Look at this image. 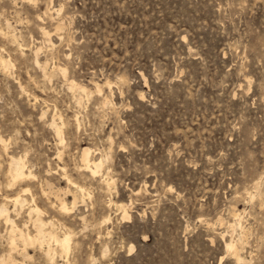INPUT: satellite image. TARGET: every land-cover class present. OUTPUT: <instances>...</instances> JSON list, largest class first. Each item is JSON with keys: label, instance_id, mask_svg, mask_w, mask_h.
<instances>
[{"label": "rangeland", "instance_id": "rangeland-1", "mask_svg": "<svg viewBox=\"0 0 264 264\" xmlns=\"http://www.w3.org/2000/svg\"><path fill=\"white\" fill-rule=\"evenodd\" d=\"M0 138V208L72 236L0 217V264H264V0H0Z\"/></svg>", "mask_w": 264, "mask_h": 264}, {"label": "bare ground", "instance_id": "bare-ground-1", "mask_svg": "<svg viewBox=\"0 0 264 264\" xmlns=\"http://www.w3.org/2000/svg\"><path fill=\"white\" fill-rule=\"evenodd\" d=\"M45 34L46 36L49 34L48 32L45 31ZM50 35V34H49ZM48 35V36H49ZM44 36V35H43ZM45 37V36H44ZM14 38V37H13ZM48 38V37H47ZM12 39V38H11ZM15 40V39H14ZM13 41V40H12ZM17 43V42H16ZM3 62V61H2ZM5 64V62H3ZM6 65V64H5ZM45 70V69H44ZM43 70V71H44ZM47 71V70H46ZM44 71V72H46ZM47 74V73H46ZM74 88H79L81 89L80 91H83L84 92H87L85 88H82V87H78L77 85H74L72 83V86H71V89ZM99 88V87H98ZM79 91V92H80ZM100 91H101V88H100ZM83 95V94H82ZM86 95V94H84ZM56 116V115H55ZM54 117V116H53ZM57 117V116H56ZM54 117V118H56ZM53 118V120H54ZM57 119V118H56ZM55 121V120H54ZM52 121V122H54ZM57 124V123H56ZM55 124V125H56ZM54 125V124H53ZM52 126V125H51ZM57 127L54 126V128ZM56 129V128H55ZM58 131V134L61 133V129L59 127V129H57ZM56 131V130H55ZM57 134V135H58ZM58 137V136H57ZM60 139H62L60 137ZM62 141V140H60ZM0 144L4 147V149L7 151L8 149V144L6 143V141H4L3 139L0 138ZM4 152V151H3ZM91 150L90 149H83V152H82V163L84 165V167L87 169V170H90L92 171L94 174L100 172L101 168H102V165H103V162L102 161H98L94 158L91 157ZM9 157V156H8ZM11 158V162H10V169H9V173L11 175V178H12V185H15L16 183H19V182H23L25 180H30V179H33L35 177V175L32 173V172H27V164H26V160L24 157H10ZM9 162V161H8ZM82 165V166H83ZM83 167V168H84ZM85 169V170H86ZM29 170V169H28ZM8 171V170H7ZM66 174V173H65ZM67 175V174H66ZM93 175V174H92ZM98 175V174H97ZM9 176V175H7ZM65 176V175H64ZM96 177V176H95ZM65 178V177H64ZM70 179V178H69ZM109 179V178H108ZM111 179V178H110ZM66 180H68L67 176H66ZM9 182V181H8ZM73 183V182H72ZM104 183V182H103ZM106 183H107V180H106ZM108 184V183H107ZM112 184V183H110ZM9 186V184H8ZM257 186V185H256ZM12 187V186H11ZM109 187V186H108ZM13 188V187H12ZM76 189L78 191H82V192H85L81 187L79 186H76ZM257 189V188H256ZM20 192V191H19ZM18 192V193H19ZM30 192V189L26 188L23 189L19 194H17L15 197L13 196V198H8L7 196V202H10L13 204V206L15 207L14 208V214L15 212H19L20 209L21 210H24V208H26V205L29 206V203H28V200L25 198V196ZM46 193V192H45ZM83 194V193H82ZM258 194V193H257ZM260 194V193H259ZM77 195V194H76ZM4 196V195H3ZM44 196V194H43ZM48 196V195H47ZM5 197V196H4ZM5 197V198H6ZM76 199V198H75ZM253 199V198H252ZM2 200V199H1ZM62 202V209L64 210H67L69 211L68 207H67V204H66V201L65 200H61ZM32 204V203H31ZM123 205V204H122ZM57 207V206H56ZM117 207V206H116ZM123 207V206H122ZM13 208V207H12ZM120 208V207H118ZM55 209V207H54ZM123 210V208H121ZM13 210V209H12ZM120 210V209H119ZM237 210V209H236ZM13 212V211H12ZM9 209V206H7V204H3L0 208V217L4 218V222L7 223V224H11V230H10V234H11V247L14 251L15 250H18L17 248H19L18 246V243L17 242H21L23 243V253L21 252V254H23V256H25L23 258V256L21 255V257L23 259H25L27 256V258L29 259L31 255H29L27 253L28 249L26 250V248L29 246V245H35V244H40V246H44L45 242H49V246H51V243H54L56 244L57 246H59V249H61V252H62V256H65V258H67L70 254V251H71V241H72V236L71 234H66L65 236L63 237H60L58 236L53 230L51 232H49V230L47 231L46 230V227L48 225H51L52 223H47L43 220V215H41L43 213V211H41V209L37 206L36 204V200L33 201V205H31L29 207V213L27 212L26 215L30 216V219L32 220V222L34 223V227H35V230H36V235L33 236L32 235V231L30 232L27 227V229H25L27 226V224L29 225L31 220H27L29 221L30 223H27L26 225H22L24 226V229H22V227L20 228L15 220H13V218L10 216V214L12 213ZM23 213V212H22ZM126 213V212H125ZM238 213V212H237ZM13 215V214H12ZM128 215V214H127ZM19 216V214H18ZM17 216V217H18ZM42 216V217H41ZM126 216V215H125ZM15 217V216H14ZM24 217V216H23ZM26 217V216H25ZM238 217V216H237ZM236 217V218H237ZM235 218V217H233ZM240 218V217H239ZM17 220V219H16ZM23 221V220H22ZM239 221V220H238ZM237 221V222H238ZM3 222V220H2ZM234 222V221H233ZM25 223V222H24ZM23 224V223H22ZM239 227V225H236ZM7 228V226H5ZM237 227V228H238ZM242 227V226H241ZM30 228V227H29ZM34 230V229H33ZM9 231V230H8ZM242 244V243H241ZM20 245V244H19ZM35 245V246H37ZM53 245V244H52ZM39 246V245H38ZM228 249L231 251V253H233V255L238 258L239 260H243V258H241L242 256H240V253L238 251V248L237 246L231 242L229 243L228 245ZM49 248H46V249H49L47 250V253L45 252V256L46 254L48 255V258L51 259L53 258L55 255H54V251H51V249ZM61 247V248H60ZM9 248V247H8ZM37 248V247H36ZM55 248L57 247H54V250ZM40 249V248H39ZM11 250V249H10ZM22 250V249H21ZM43 249H41L42 251ZM45 251V250H44ZM43 251V252H44ZM228 251V250H227ZM241 251V250H240ZM18 252V251H16ZM20 253V252H19ZM15 254V253H14ZM57 254V253H55ZM61 254V253H60ZM230 254V253H228ZM16 255V254H15ZM14 255V256H15ZM18 255V254H17ZM19 255V256H20ZM232 255V254H231ZM14 256L12 255V253L9 255V256H3L2 260H1V264H18L17 260L14 258ZM51 257V258H50ZM232 257V256H231ZM31 258H33L31 256ZM30 258V259H31ZM47 258V256H46ZM234 258V257H233ZM27 260V259H26ZM53 261V260H52ZM54 262V261H53ZM239 262V261H238ZM51 264H54L52 262H50Z\"/></svg>", "mask_w": 264, "mask_h": 264}]
</instances>
